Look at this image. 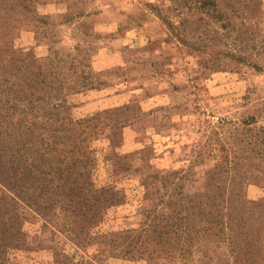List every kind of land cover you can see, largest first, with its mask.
I'll list each match as a JSON object with an SVG mask.
<instances>
[{
	"label": "rangeland",
	"instance_id": "obj_1",
	"mask_svg": "<svg viewBox=\"0 0 264 264\" xmlns=\"http://www.w3.org/2000/svg\"><path fill=\"white\" fill-rule=\"evenodd\" d=\"M0 61V89L21 86L29 105L55 92L59 118L85 120L90 177L116 193L91 229L110 256L91 263L147 264L122 257L119 233L148 222L165 189L202 192L215 166L243 174L264 215V0H0ZM181 169L187 180L160 178ZM26 210L29 246L6 264L95 253ZM204 250L150 264H203Z\"/></svg>",
	"mask_w": 264,
	"mask_h": 264
},
{
	"label": "trees",
	"instance_id": "obj_2",
	"mask_svg": "<svg viewBox=\"0 0 264 264\" xmlns=\"http://www.w3.org/2000/svg\"><path fill=\"white\" fill-rule=\"evenodd\" d=\"M8 64L0 61V72L8 71ZM54 93L40 92L36 98L40 102L29 105L21 86L0 89V264L7 263L9 250L29 246L23 229L29 214L26 207L44 224L65 233L76 247L97 246L83 261L56 253L54 264H93L103 255L110 256L103 241L106 236H93L91 229L100 221L102 210L113 205L116 193L91 179L85 120L59 118L63 101ZM35 107L36 113L55 117L54 123L31 120L28 114ZM188 174L181 169L160 178L179 183ZM242 178L232 168L215 166L205 172L202 192L189 193L177 184L176 193L165 189L162 195L168 198L157 197L147 210L148 222L119 233L124 242L122 257L147 264L159 259L184 261L193 245L202 244L203 264H264L261 203L247 197Z\"/></svg>",
	"mask_w": 264,
	"mask_h": 264
}]
</instances>
